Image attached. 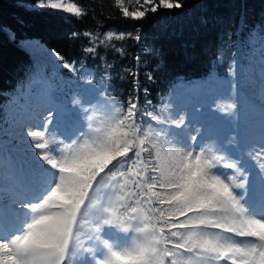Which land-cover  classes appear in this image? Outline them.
<instances>
[{
  "label": "snow or ice",
  "instance_id": "obj_1",
  "mask_svg": "<svg viewBox=\"0 0 264 264\" xmlns=\"http://www.w3.org/2000/svg\"><path fill=\"white\" fill-rule=\"evenodd\" d=\"M128 3L114 0L132 21L183 7L181 0H135L138 7L129 10ZM32 7L87 15L65 0H35ZM71 35L86 37L83 51L93 57L100 47L123 57L124 46L113 41H141L138 27ZM253 35L260 36L259 57L247 58L242 75L264 92V25L250 29ZM54 55L58 66L77 74L76 90L69 99L43 80L38 92L34 78L21 85L22 95L25 89L42 95L48 107L28 110L37 123H20L21 165L13 166L7 185L0 179V264H264V105L258 125L229 135L195 126L171 101L153 105L147 87L142 108L131 68L124 73L133 93L123 100L113 94L114 65L105 57L97 80L83 63L78 68ZM214 106L225 116L236 109L231 100Z\"/></svg>",
  "mask_w": 264,
  "mask_h": 264
},
{
  "label": "trees",
  "instance_id": "obj_2",
  "mask_svg": "<svg viewBox=\"0 0 264 264\" xmlns=\"http://www.w3.org/2000/svg\"><path fill=\"white\" fill-rule=\"evenodd\" d=\"M68 1L83 6L87 15L76 19L68 14L36 9L32 7L35 0H0V134L13 129L14 123L33 103L43 99L42 95H34L27 89L21 94V85L30 79L36 80L31 86L34 92L40 89L43 77L49 80L44 86H51L56 95L70 99L76 90L77 74L62 66L55 74L49 64L42 65L40 59L25 48L27 40L38 41L68 62L77 61L78 68L83 63L97 80L103 74L99 57H105L114 65L110 70L113 94H120L118 98L123 100L133 93L132 77L127 76L124 69L137 71L142 108L144 87L149 90L147 99L155 106L162 100L176 104V91L182 82L193 85L221 80L231 88L232 83H237L236 76L243 78L242 69L235 77L228 75L233 59L236 69L237 59L242 54L241 66L245 67L248 57H258L261 46L260 36L249 37V30L255 28L259 32L264 25V0H181V9L160 8L156 13L149 12L141 21L123 18L114 0ZM128 6L129 10L138 7L135 0ZM137 27L141 32L139 43L113 41L117 46H124L126 55L123 57L103 47L98 48L96 57L85 54L83 49L89 46L87 38L80 35L74 39L71 35L84 31L102 34L110 29L135 32ZM222 47L223 53H220ZM218 53L221 59H217ZM136 56L141 57L139 64ZM148 73L154 76L153 81L147 79ZM121 75H125V79L121 80ZM69 83L73 84L72 91L67 89ZM0 138L8 140L9 137L1 135ZM9 141L20 144L19 139Z\"/></svg>",
  "mask_w": 264,
  "mask_h": 264
},
{
  "label": "rangeland",
  "instance_id": "obj_3",
  "mask_svg": "<svg viewBox=\"0 0 264 264\" xmlns=\"http://www.w3.org/2000/svg\"><path fill=\"white\" fill-rule=\"evenodd\" d=\"M65 2H69L65 0ZM55 12V11H53ZM59 13V12H58ZM27 49L38 59L42 65L49 64L56 74L60 68V63L55 55L47 50L41 43L30 40L26 43ZM259 57V53L257 55ZM257 57V59H258ZM243 56L239 54L237 59L236 73L239 74L240 69L245 70L241 66ZM44 82H49L47 77L41 78ZM236 88H228L226 81L213 80L211 82H200L190 85L188 82H182L176 91V104L174 106L182 107L187 113L190 120L195 126H213L222 130L226 134H232L234 130L242 131L249 124L255 122L259 124L261 117V106L264 105V92L261 91L259 84L249 85L244 78L240 79L236 76ZM174 98V97H173ZM231 100L236 104V109L230 116H225L215 110L216 102ZM48 107L46 101L41 99L33 103L31 109L35 111H44ZM198 108V112H194L193 108ZM246 114V116L244 115ZM46 115V111L44 112ZM37 123V121L28 120V112L20 117L14 123L11 130L5 131L1 135H8L7 139L0 138V179L7 185L10 179V171L13 166L21 165V156L23 155L17 149L19 143L11 142V139H18L20 134V123Z\"/></svg>",
  "mask_w": 264,
  "mask_h": 264
},
{
  "label": "bare ground",
  "instance_id": "obj_4",
  "mask_svg": "<svg viewBox=\"0 0 264 264\" xmlns=\"http://www.w3.org/2000/svg\"><path fill=\"white\" fill-rule=\"evenodd\" d=\"M27 41H28V40H27ZM26 43H27V42L24 43V46H25V47H26ZM26 48H28V47H26ZM29 50H30V49H29Z\"/></svg>",
  "mask_w": 264,
  "mask_h": 264
}]
</instances>
